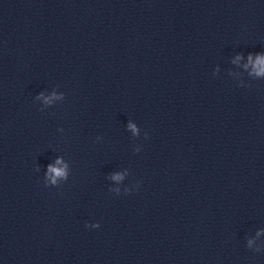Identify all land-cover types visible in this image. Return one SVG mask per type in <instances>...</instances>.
<instances>
[{"label": "clouds", "instance_id": "obj_1", "mask_svg": "<svg viewBox=\"0 0 264 264\" xmlns=\"http://www.w3.org/2000/svg\"><path fill=\"white\" fill-rule=\"evenodd\" d=\"M62 173L59 171V170H57V175H61Z\"/></svg>", "mask_w": 264, "mask_h": 264}]
</instances>
